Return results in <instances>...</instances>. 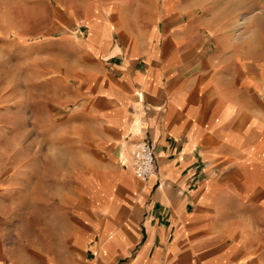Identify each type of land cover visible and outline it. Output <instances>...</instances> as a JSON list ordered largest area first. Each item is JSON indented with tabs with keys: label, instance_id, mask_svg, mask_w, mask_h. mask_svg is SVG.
I'll list each match as a JSON object with an SVG mask.
<instances>
[{
	"label": "crops",
	"instance_id": "0c3cea01",
	"mask_svg": "<svg viewBox=\"0 0 264 264\" xmlns=\"http://www.w3.org/2000/svg\"><path fill=\"white\" fill-rule=\"evenodd\" d=\"M53 1L10 36L0 264H264L263 0Z\"/></svg>",
	"mask_w": 264,
	"mask_h": 264
},
{
	"label": "rangeland",
	"instance_id": "374dc122",
	"mask_svg": "<svg viewBox=\"0 0 264 264\" xmlns=\"http://www.w3.org/2000/svg\"><path fill=\"white\" fill-rule=\"evenodd\" d=\"M250 1L253 0H248V3H250ZM32 3H34L36 6L31 7ZM48 3L53 5L55 4V1L50 0L44 2L42 0H0V42L2 39L7 41L5 50L4 48L0 47V101L4 98L1 97V94L4 93L5 89L15 86V41L13 38L11 39L10 36L17 35L16 24H18V20H20L19 17L21 14H26L30 18L31 14L36 16L41 13H46L48 10ZM29 22L27 24V34H42L36 30L39 26L36 24L32 25ZM32 29L35 31L32 32ZM27 70H30L29 67Z\"/></svg>",
	"mask_w": 264,
	"mask_h": 264
},
{
	"label": "built area",
	"instance_id": "2783aa9c",
	"mask_svg": "<svg viewBox=\"0 0 264 264\" xmlns=\"http://www.w3.org/2000/svg\"><path fill=\"white\" fill-rule=\"evenodd\" d=\"M133 169L142 183H147L156 174V148L152 142L139 140L135 143Z\"/></svg>",
	"mask_w": 264,
	"mask_h": 264
}]
</instances>
